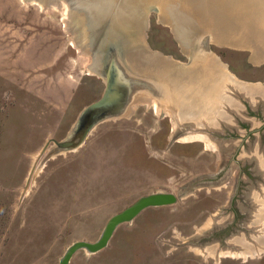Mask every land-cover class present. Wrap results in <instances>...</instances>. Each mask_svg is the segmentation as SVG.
Here are the masks:
<instances>
[{"label":"rangeland","instance_id":"rangeland-1","mask_svg":"<svg viewBox=\"0 0 264 264\" xmlns=\"http://www.w3.org/2000/svg\"><path fill=\"white\" fill-rule=\"evenodd\" d=\"M72 12L67 0H0V264H264V201L248 215L227 209L239 172L229 174L235 162L223 161L214 134L229 130L180 129L176 106L138 92L77 149L54 154L51 141L65 140L106 90ZM162 12L147 13L148 50L194 70L192 44L208 32L178 30ZM209 46L207 59L223 63L235 82L264 84V62H252L250 50ZM219 74V83L230 76ZM177 131L191 136L173 141ZM157 195L173 199L118 222L105 241L113 219Z\"/></svg>","mask_w":264,"mask_h":264},{"label":"bare ground","instance_id":"bare-ground-1","mask_svg":"<svg viewBox=\"0 0 264 264\" xmlns=\"http://www.w3.org/2000/svg\"><path fill=\"white\" fill-rule=\"evenodd\" d=\"M206 1L207 0H97L96 5L91 6L90 9L88 8L87 10H85V15L82 17V20H79L80 17H78L73 12L71 16V26L77 38L81 42V46L85 48L83 50H87V52L92 51L91 53H94L93 55L96 64V70L99 71L102 68V64L100 62V51L107 47V42H102L96 38H93L96 37L94 34H92L93 37L89 36L87 38V34L88 32L100 33V31L97 29L99 28L100 18L98 17V15L100 14V12H108V25L110 28L109 33L111 35V38L109 40L110 44H113L115 47L121 46V49L128 46L127 51H122L120 60L122 62H125L127 66L134 67V69L136 70H141L143 72L158 75L160 78L164 79V81L168 85H170L171 87L174 86V89L179 90L180 92H178V94L180 96L182 106L180 108H178L177 106V114L179 115L181 120L195 121L196 119H199L198 125H204L206 123L209 125L210 123L212 126H215L214 124H212L213 121H224V117H222L221 114L227 113V108L221 109V107H218V110H214L217 114H215L216 117H211L209 115L205 116V111L208 108L209 110H212V107L210 104L211 102H209L208 100L204 101L203 96L206 93H209L207 92L208 89H212L213 93L221 96L220 91L222 90V86L224 84V82H222L224 81V77L222 76L223 79H220L222 81L219 83V79H217L219 78L218 75L216 78V72L212 70L217 67L216 62H218V59H215L216 62L210 61L211 63L201 62L197 66L199 69L196 67V69L191 70L190 72H185L186 67L184 65L177 64L175 61H171L167 57H163L161 55L150 52L147 45L137 44V42L142 37H145V34L143 35L142 33L145 31L147 13L153 8L157 12L160 10L161 12L163 11L162 13H160V15L163 14L162 18L166 19L169 24H171L173 27H176L178 30L180 28H183L184 30L187 29V27L184 28L182 25H194V27H196L194 23L189 22V19L195 18L196 20H202V17H204L203 20H205L203 22L205 27L213 28L214 34L219 40H229L230 37L234 35L231 30L233 32L238 31V27L242 23L240 13L243 12V4H245V1H247L246 5L250 6L249 9L252 14L257 12L259 8L256 7V5L258 6L259 2H256L255 0H232L225 8H222V10L220 9L222 0H208L209 4ZM154 4L159 5L161 9L156 6H152ZM206 4L208 5V7ZM211 10H220V15L215 13V17L212 14L211 16L209 14ZM179 12H182L183 17H177ZM187 12L188 16L185 15V13ZM168 14L170 15V17L168 16ZM189 14H193V17H189ZM92 20H96L97 22L94 21L92 23ZM143 28L144 31L142 32ZM95 40H97L98 42H96ZM254 42H261L262 44H264V36H262L261 40L256 39ZM203 47L204 55L211 52L209 41L207 42V40H205L203 42ZM260 48L261 52L258 50L257 57H261L264 55L263 45ZM94 50L95 52H93ZM190 51H192L190 52V57H194L196 52L198 51V48H192V50ZM119 72L120 69L118 65H116L114 62L111 63L109 74L116 75ZM177 84H179V87L176 86ZM217 85H219L221 88H218ZM258 90L260 94H264V91H261L260 89ZM192 91L194 92V94ZM198 95L202 96V98L200 101L196 102L197 99H195V97ZM176 96L177 97L175 98L178 99L179 96ZM191 96L195 99L194 102L191 101L192 103L189 102ZM228 101H230V99H228ZM166 102L169 105L168 98L166 99ZM231 104L232 103H230V105ZM211 120L213 121L211 122ZM258 173L262 174L261 171H258Z\"/></svg>","mask_w":264,"mask_h":264},{"label":"water","instance_id":"water-1","mask_svg":"<svg viewBox=\"0 0 264 264\" xmlns=\"http://www.w3.org/2000/svg\"><path fill=\"white\" fill-rule=\"evenodd\" d=\"M67 1L70 3L72 11L78 17H80L79 20H82V17L85 15V10H87L88 8L90 9L91 6L96 5L97 0H67ZM209 1H212V0H209ZM209 1L207 0L206 2L208 3ZM255 1L259 2L258 6L256 5V7L257 8L259 7V8L257 12H255L254 14L250 12V9H249L250 6L246 5L247 1H245V4H243V12L240 13L242 23L239 25L237 32H233L231 30V32L234 35L231 36L229 40H219L215 36L213 28L205 27L204 22H203L205 20V19L203 20L204 17H202V22H201L202 25H195L196 27H194V25L185 26L187 27L185 31H189V33H191L192 36L196 35V33L200 31H207L209 34V35H204L201 41L194 42L192 44L193 49L198 48V51L193 57L194 62L196 63V66H198L201 62L202 63H211L210 61L216 62L215 58L209 57L207 59L206 55L210 54L211 52L209 53L206 52L207 54L204 55V51L203 49H201V46H203V42L205 40H207V42L216 41L222 45L224 44V45H228L234 48L248 49L250 50V52H252V57H251L252 62L256 64L264 62V55L261 57H257L258 50L260 51L261 50L260 47L262 45L264 47V44H262L261 42L260 43L254 42L256 39L261 40L262 36H264V0H259V1L255 0ZM152 10H154V8ZM215 13L220 15V10L212 12V15L214 17H215ZM209 14L211 15V12ZM98 17H100L99 18V28L100 29L99 28L97 29L100 31V33H94V32L89 33L88 32L87 38L89 36L93 37L92 34H94L96 37H93V38H96L102 42L103 41L107 42V45H106L107 47L104 48L102 51H100V60H101L100 62L102 64V68H101L102 74L106 78V90L101 99L90 104L82 111L72 132L65 140H62V141L52 140L51 141L55 145V148L53 150L54 154H57L63 151H71V150L77 149L79 146H81L84 143V141L86 140L90 132L99 123L105 120H108V119L119 117L120 115H122L126 111V109L129 107V105L132 103L134 94L138 92H141V93H138L141 95L144 94V92L151 94L155 96V98H157L159 101L164 100L165 102V100L168 98L170 106H172V104L176 106L175 108H177L178 106V99L175 97H177L176 95L179 96V94L176 93V91L174 90V86L171 87L164 81V79L160 78L156 74L143 72L141 70H136L134 69V67H129L125 64V62H122L120 60L121 59L120 57L122 56L121 54L122 51H127L128 46H126L125 48L123 47V49H121V46L115 47L113 44L111 45L109 41L111 38L110 37L111 35L109 33L110 28L108 25L109 24V14L108 12H100ZM94 21L96 20H92V23ZM143 31H144V28L142 29V32ZM142 34L144 35V32ZM95 41L98 42L97 40ZM137 44L146 45L145 37H142L137 42ZM195 46H198V47H195ZM93 52H95V50ZM113 62L116 65H118L120 69V72L116 75L109 74L110 64ZM217 66L218 67H215V69H218L220 73L225 74L224 69L221 68V66L219 65ZM187 71L188 70L185 69V72ZM217 75H219V73ZM176 86L179 87V84H177ZM224 86L226 89L227 88L228 89L226 91L225 88L224 89L222 88L221 90L222 93H226V92L233 93L234 92V94L240 93L243 96H249V94L247 93H251V91L254 89H260L264 91V84H261V83L248 84L242 81L241 83L234 81V82H230V85L226 84ZM217 87L221 88L219 85ZM221 91H220V94H222ZM220 101L221 99L218 100V103H214V104L215 105L219 104L218 106H220L221 105ZM234 102H231V103H234ZM166 104L168 103L166 102ZM242 108L244 109V106H242ZM181 121L183 122H181L180 125L179 123L177 125L180 129L182 128L183 130H185L188 126L194 125V126H197L198 129H200L201 128L200 126H202V125H198L199 119H196L195 121H184V120H181ZM211 128L216 131L221 130L220 126H211L210 129ZM202 131H205V130L202 129ZM177 132L176 134H174L173 141H176L178 140V138H181L179 136H183L182 138H184V136H191V135H179L181 134V132L180 133L179 131ZM197 180L199 181V178H196L192 182H189L188 184H186V186L184 187V190H188L192 188V186L194 185L195 182H197ZM172 199L173 198H171V196L169 195H157V196H152V197L144 198L140 200L139 203H137L135 206L128 209L127 211L122 213L120 216H118L117 218L111 221V224L108 227V233H107V236L105 237V241L108 239L110 233L114 230L118 222L122 220H126V218L134 215L135 213L140 211L145 206L163 204L166 202H170ZM202 233L203 232H201V234ZM104 242L97 244L96 246H94V248L95 249L101 248ZM235 248L241 249L243 247L237 245L235 246Z\"/></svg>","mask_w":264,"mask_h":264},{"label":"flooded vegetation","instance_id":"flooded-vegetation-1","mask_svg":"<svg viewBox=\"0 0 264 264\" xmlns=\"http://www.w3.org/2000/svg\"><path fill=\"white\" fill-rule=\"evenodd\" d=\"M227 94H232V102L235 101L234 103L239 105V107L241 106V109L231 111L234 117L231 116L230 119H227V113L221 114L224 117V121L229 120V123L222 125L220 131L227 129L232 133L223 135L215 133L214 135L221 138L219 140L221 145L220 154L223 161L228 159L229 162L231 160L235 162L229 168V174L234 168L239 172L234 194L227 209L232 211L235 216L236 214L239 216V213L248 215V212L252 213L258 206L263 205L262 201H264V94L249 96H243L240 93ZM217 98H220L218 94L209 92L205 94L204 101H212V107L215 106L214 102H216ZM242 106L246 109H243ZM215 114L216 111L208 108L205 116L216 117L217 114ZM220 121L224 122L223 120ZM206 136H208L209 140L213 138L208 134H205ZM223 143L224 145H222ZM258 171H261L262 174L258 173ZM243 175H245L246 182L243 181ZM216 184L210 183L209 185L213 186ZM237 198L240 202H237ZM231 224L226 222L223 225L224 231H227L228 226ZM254 228L256 229V227Z\"/></svg>","mask_w":264,"mask_h":264},{"label":"crops","instance_id":"crops-1","mask_svg":"<svg viewBox=\"0 0 264 264\" xmlns=\"http://www.w3.org/2000/svg\"><path fill=\"white\" fill-rule=\"evenodd\" d=\"M217 65H219V66H221V68H223L224 69V73H225V75H227L226 73H228V75H230L229 74V72H227V70H226V66L223 64V63H221L219 60H218V62L216 63V66ZM218 67V66H217ZM224 77V81H222V82H224V84H223V86H222V88L223 87H225L224 85L225 84H228L229 83V85H230V82L229 81H236V79L233 77V76H227V77H229L231 80H228L225 76H223ZM223 79V78H222ZM233 79V80H232ZM238 81V80H237ZM240 83H241V81H239ZM225 90H227L226 88H225ZM262 91V90H261ZM207 92H211V94H216V93H213V90L212 89H208L207 90ZM206 94H208V93H206ZM233 94H234V92H233ZM247 94H249V95H253V94H260V92H259V90L258 89H254V90H252L251 91V93H247ZM205 96V95H204ZM203 96V97H204ZM201 97L202 96H200V95H198V96H196L195 97V99H197L198 101H200L201 100ZM227 97V98H226ZM219 99H221V101L223 100V102H221L220 101V103H221V105L219 106V107H221V109L222 108H227V119H230L231 118V111H234L233 109H235V110H240L241 109V106L239 107V105H236L235 103H232L231 105H233L234 107H236V108H232V106L230 105V103L232 102L231 101V95H229V94H227V93H222L221 94V97L220 98H217L216 99V103H218V100ZM227 99V100H226ZM228 99H230V101H228ZM209 102H211L212 103V101H209ZM230 102V103H229ZM210 103V104H211ZM215 103V102H214ZM214 105V104H213ZM232 108V109H231ZM212 110H218V108L216 107H213L212 106V108H211ZM220 110V109H219ZM205 113H206V111H205ZM213 120H211V122H212ZM227 122L229 123V120L228 121H224V122H222V121H219V122H217V121H213V123L212 124H214L215 126L216 125H219V126H222V125H227ZM210 124V123H209ZM211 125V124H210Z\"/></svg>","mask_w":264,"mask_h":264}]
</instances>
